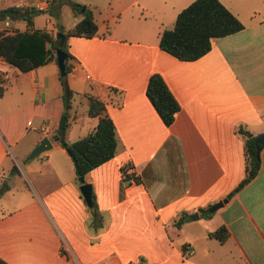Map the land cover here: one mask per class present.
Masks as SVG:
<instances>
[{
	"label": "crops",
	"instance_id": "obj_1",
	"mask_svg": "<svg viewBox=\"0 0 264 264\" xmlns=\"http://www.w3.org/2000/svg\"><path fill=\"white\" fill-rule=\"evenodd\" d=\"M7 1L0 7L25 1L44 12L61 2ZM190 1L95 3L102 6L100 21L94 15L97 33L67 39L74 95L64 138H78L72 134L78 123L73 100L86 93L104 101L117 136L114 155L84 174L96 217L70 155L51 139L64 114L56 60L17 71L0 57V194L8 196L0 204V257L6 264H264V144L257 173L233 191L245 174L244 137L237 129L264 131V0H221L244 26L212 38L202 56L181 60L160 48L159 34ZM11 24L57 30L32 20ZM153 72L180 106L169 125L146 95ZM11 73L21 88L12 101L1 100ZM89 117L82 132L97 122ZM44 136L50 149L28 156ZM221 198L226 201L209 211ZM220 225L228 230L224 241L209 235Z\"/></svg>",
	"mask_w": 264,
	"mask_h": 264
},
{
	"label": "trees",
	"instance_id": "obj_2",
	"mask_svg": "<svg viewBox=\"0 0 264 264\" xmlns=\"http://www.w3.org/2000/svg\"><path fill=\"white\" fill-rule=\"evenodd\" d=\"M70 5L74 13H81L82 16L69 27L56 25V33H62L65 36L62 45L59 44V36L46 28L30 25L25 29H20L11 24L15 19H26L31 23L32 13L43 11V9L16 4L0 7V19L8 18L9 25L11 24L10 28L0 29V57L8 63L21 71H27L50 60H56V49L59 46L66 52V73L60 74L65 115H67V109L71 106L74 95L66 79V74L72 67L70 62L72 54L68 49L67 39L69 36L91 37L97 33L98 28L90 7L73 1ZM51 6L52 3L49 7ZM50 8L48 12L52 11ZM26 11L30 12V15L21 16V13ZM243 26L242 21L221 0H191L178 11L172 25L160 31L158 44L161 49L178 59L194 60L210 49L212 38L235 32ZM4 89L5 86L0 79V95ZM146 95L162 121L169 125L180 106L160 73L150 74L146 85ZM85 96L88 102V115L97 118L93 129L72 141L64 138L65 126L62 130L58 129V141L70 155L76 176L84 175L90 169L111 158L117 145L114 122L106 112L104 101L89 93ZM237 130L244 137L245 174L233 191L248 182L260 167V156L256 151L254 135L241 126ZM121 170L125 176V167L122 166ZM233 191L227 195L229 196ZM92 198L95 208L94 217H96L98 210L94 194ZM204 210L206 211V208ZM183 218L184 214L177 218L175 223L179 225ZM209 235L219 241H224L228 230L224 225H220L209 231ZM0 264H6L1 257Z\"/></svg>",
	"mask_w": 264,
	"mask_h": 264
},
{
	"label": "rangeland",
	"instance_id": "obj_3",
	"mask_svg": "<svg viewBox=\"0 0 264 264\" xmlns=\"http://www.w3.org/2000/svg\"><path fill=\"white\" fill-rule=\"evenodd\" d=\"M71 1L82 3V4H85L86 6L90 7L94 12L95 18L98 20L99 17L101 16V14H99V10L102 13V6L100 9L99 8L97 9V8H95L94 5H95V3H99V5L100 4L102 5L104 3L106 4V2L108 0H61L58 7L53 9L51 12L40 11V12L32 13L31 20L33 21L34 25H38V26L47 25L48 27H53V28L56 27L57 24H61V25L67 26V27L71 26L75 22H77V20H79L82 16L81 14L79 15V14L73 13V11L71 9V5H70ZM6 2H7V4L9 3V1H7V0H6ZM6 2H3L2 0H0V6L6 5ZM23 6H25V5H23ZM46 17L50 18V20H51L50 23H46V21H45ZM98 21H100V19ZM26 24H28L27 20H19V19L14 20V25L25 26ZM1 25H4V24L1 23ZM6 27L10 28L11 24L9 26H6ZM56 35H57V33H56ZM15 70L18 71L19 69L16 68ZM68 75H71L70 71L66 74L67 82L69 80ZM8 88L9 89H8L6 95H4L3 99H1V100L8 98L12 101L13 98H16L18 91H19V88H21L20 79L18 77H15L12 73L10 74V79L8 80ZM73 105L76 108L75 110L77 112V118H78L77 122L78 123L74 125L73 130H72V134H73V137H79L78 135L83 136V135L88 133V132L87 133L82 132L83 131L82 129L86 128V125H87L86 120L91 119V117H89L87 115V106H88L87 105V99L85 97H83L82 95L77 96L73 100ZM81 119H83L85 121L83 124H81ZM25 121H26L25 118L24 119L21 118L20 125L25 127V125H26ZM72 124H73L72 122H69V124L66 126V130H69L71 127L70 125H72ZM31 134L28 135L27 137H25V139H30V137L32 136ZM24 140L20 144H23ZM30 152L28 153V156H29ZM42 154H43V152H41V154H38L36 156L40 157ZM17 159L19 160V162H21V159L19 157ZM0 187H2V182H0ZM6 199H8V196H1V194H0V204Z\"/></svg>",
	"mask_w": 264,
	"mask_h": 264
},
{
	"label": "water",
	"instance_id": "obj_4",
	"mask_svg": "<svg viewBox=\"0 0 264 264\" xmlns=\"http://www.w3.org/2000/svg\"><path fill=\"white\" fill-rule=\"evenodd\" d=\"M30 13L28 11L21 13V16L28 17ZM57 36H59V44L62 45L65 36L62 33H57ZM66 59L67 55L66 52L59 46L56 49V62L58 66L59 73L61 75H64L66 73ZM65 121H66V115H61L58 123V129L62 130L65 126ZM59 138L58 133H54L51 136V139L57 140ZM254 142H255V147L256 151L259 152L260 147L264 144V131L254 134ZM51 146V140L48 136H44L40 139V141L32 148L29 156L33 157L40 153L41 151L49 148ZM78 180L80 182L79 184V190L86 202V204L90 207V209L93 211V198H92V184L90 182L85 181L84 175H79ZM226 201V198H221L214 202L210 207L209 211H214L218 207H220L224 202ZM189 216L191 218H196L198 216L197 212L190 213Z\"/></svg>",
	"mask_w": 264,
	"mask_h": 264
},
{
	"label": "built area",
	"instance_id": "obj_5",
	"mask_svg": "<svg viewBox=\"0 0 264 264\" xmlns=\"http://www.w3.org/2000/svg\"><path fill=\"white\" fill-rule=\"evenodd\" d=\"M19 5H21V6L26 5V2L21 1ZM1 23H3L4 25H1ZM6 26H9V19L8 18H6L4 20L0 19V29L7 28ZM127 172L131 174V178L134 177V172L132 169L127 168Z\"/></svg>",
	"mask_w": 264,
	"mask_h": 264
}]
</instances>
